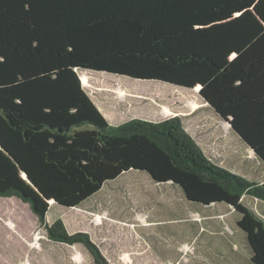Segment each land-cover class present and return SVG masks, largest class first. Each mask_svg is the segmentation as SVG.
I'll list each match as a JSON object with an SVG mask.
<instances>
[{"label":"trees","instance_id":"1","mask_svg":"<svg viewBox=\"0 0 264 264\" xmlns=\"http://www.w3.org/2000/svg\"><path fill=\"white\" fill-rule=\"evenodd\" d=\"M79 70L196 87L264 162V0H0V198L22 200L43 221L34 185L72 209L145 172L190 202L239 213L251 260L264 264V220L244 203H264V182L214 163L180 117L111 125ZM48 231L105 264L88 235L62 221Z\"/></svg>","mask_w":264,"mask_h":264},{"label":"rangeland","instance_id":"2","mask_svg":"<svg viewBox=\"0 0 264 264\" xmlns=\"http://www.w3.org/2000/svg\"><path fill=\"white\" fill-rule=\"evenodd\" d=\"M79 74L111 125L175 117L186 124L201 122L189 125L198 131L196 137L201 131L211 130L212 138L221 133V152L211 154L213 144L209 145L214 163L249 182H264V162L240 137L233 131L224 134L225 123L211 129L217 126L213 111L207 109L196 87L103 72L79 70ZM190 102L200 105L199 109ZM164 107L174 115H163ZM34 189L48 207L43 221L22 200L0 198V264H97L82 244H59L49 237L48 229L58 221L70 235H88L105 264H253L247 236L238 227L239 213L226 204L190 202L180 187L157 184L145 172L130 171L106 183L92 199L72 209L57 205L41 186ZM244 203L264 220L263 202L246 197Z\"/></svg>","mask_w":264,"mask_h":264},{"label":"crops","instance_id":"3","mask_svg":"<svg viewBox=\"0 0 264 264\" xmlns=\"http://www.w3.org/2000/svg\"><path fill=\"white\" fill-rule=\"evenodd\" d=\"M198 106H200V105H198ZM209 107V106H208ZM203 108H207V107H203ZM207 109H211L210 107L209 108H207ZM211 111H213L211 114H213V116H214V118H213V122H215L216 124H217V126H211L212 128L211 129H214V130H216V127H219L220 126V124L221 123H225L226 124V126L224 125V134H226V133H231V131H232V129H231V126H230V124L229 123H227V122H225L223 119H221L217 114H216V112L214 111V110H211ZM188 122V121H187ZM190 123H191V125H193V126H197V125H199L201 122H193L192 123V121H190V122H188L187 124L186 123H184V127H185V129H186V131L188 132V134H190L193 138H194V140L197 142V144L200 146V148L204 151V153L210 158V151H208V150H210L209 148V145H211V144H213L212 145V150H211V154L213 153V154H215V153H220L221 152V147L220 146H222V144H221V141H222V139H221V133H220V135H214V137L212 138V137H210V136H208V134H210L212 131L210 130V132L208 133L207 131H201V132H199L198 134H196V135H198L197 137L195 136V132H198V131H196V128H190L189 127V125H190ZM230 128V129H229ZM221 128H217V131H219ZM228 129V130H227ZM197 130H199V128H197ZM213 130V131H214ZM222 131V130H221ZM207 132V133H206ZM213 133V132H212ZM223 133V132H222ZM212 138V139H211ZM224 140H226L225 138H224ZM224 143L226 144V142L224 141ZM215 206V205H214ZM217 206V205H216ZM215 206V207H216ZM147 226H151V224H147Z\"/></svg>","mask_w":264,"mask_h":264},{"label":"water","instance_id":"4","mask_svg":"<svg viewBox=\"0 0 264 264\" xmlns=\"http://www.w3.org/2000/svg\"><path fill=\"white\" fill-rule=\"evenodd\" d=\"M198 86H200L201 88H202V86L201 85H198ZM201 88H200V90H201ZM228 123V122H227ZM231 126V125H230ZM26 179H27V176H26ZM53 201L55 202V200L53 199Z\"/></svg>","mask_w":264,"mask_h":264},{"label":"bare ground","instance_id":"5","mask_svg":"<svg viewBox=\"0 0 264 264\" xmlns=\"http://www.w3.org/2000/svg\"><path fill=\"white\" fill-rule=\"evenodd\" d=\"M199 93V92H198Z\"/></svg>","mask_w":264,"mask_h":264}]
</instances>
